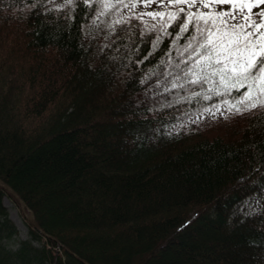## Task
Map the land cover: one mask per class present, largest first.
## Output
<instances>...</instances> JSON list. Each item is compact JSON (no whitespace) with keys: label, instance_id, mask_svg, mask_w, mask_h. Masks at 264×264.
<instances>
[{"label":"trees","instance_id":"trees-1","mask_svg":"<svg viewBox=\"0 0 264 264\" xmlns=\"http://www.w3.org/2000/svg\"><path fill=\"white\" fill-rule=\"evenodd\" d=\"M54 1L0 0V179L50 235L0 187V264H264V107L198 120L240 92L189 82L174 25Z\"/></svg>","mask_w":264,"mask_h":264},{"label":"snow or ice","instance_id":"snow-or-ice-1","mask_svg":"<svg viewBox=\"0 0 264 264\" xmlns=\"http://www.w3.org/2000/svg\"><path fill=\"white\" fill-rule=\"evenodd\" d=\"M105 9L117 4L126 8H135L138 3L150 7L153 3L163 11L141 13L163 23L160 30L165 34L167 28L175 26L176 39L186 40L183 52L187 57L185 76H190L191 84L211 85L217 83L227 95L232 90L240 92L235 104L224 101L229 109L240 112L237 105L246 109L264 107V0H100ZM68 4L72 0H67ZM229 5L225 10H216L217 6ZM195 9V11H193ZM207 9L208 11H202ZM258 9V11H253ZM103 14V13H101ZM121 21H116L120 23ZM155 27V26H153ZM191 29V31H190ZM188 33V35H184ZM179 67V64H177ZM213 77L218 78L214 80ZM176 85L173 84V87ZM241 92V89H245ZM199 95V93H196ZM209 99V96H205ZM247 102V103H246Z\"/></svg>","mask_w":264,"mask_h":264},{"label":"rangeland","instance_id":"rangeland-1","mask_svg":"<svg viewBox=\"0 0 264 264\" xmlns=\"http://www.w3.org/2000/svg\"><path fill=\"white\" fill-rule=\"evenodd\" d=\"M67 0H55L54 4L56 6L63 5ZM116 0H110V2H115ZM229 5H223V6H217L216 10L227 9ZM261 7H264V5H261ZM164 9L158 8L155 3H153L150 7H145L142 3H138L135 8H124L123 14L128 13H148L152 11H163ZM195 11V9H193ZM202 11H208L207 9H202ZM253 11H258V9H253ZM143 17H149L147 15H142ZM231 109L228 108V106H222L219 108L212 109L210 111L205 112L204 114H201L197 119L203 120L206 123H213L216 121H223L225 120L230 112ZM3 203L6 206V208L9 211L10 219L13 221V223L16 225V227L19 230L18 239H25L28 237V226L25 222V217L20 210V208L17 206V204L9 197L5 196L3 199ZM251 208H253V202L248 200L244 204H242L239 208V211L242 213L248 212Z\"/></svg>","mask_w":264,"mask_h":264},{"label":"water","instance_id":"water-1","mask_svg":"<svg viewBox=\"0 0 264 264\" xmlns=\"http://www.w3.org/2000/svg\"><path fill=\"white\" fill-rule=\"evenodd\" d=\"M0 187L3 188L4 190H6L10 195H12L18 201V204L20 206V209L23 212V214L26 217V219L28 220V222L35 229H37L40 233H42L43 235H45L47 237H50V235H48L47 233H45L42 230V228L38 225V223H37V221L35 219V215H34L33 211L30 210L28 208V206L26 205V203L19 197V195L8 184H6L1 179H0ZM76 257L79 258L77 255H76ZM82 262L84 264H89L86 260H82Z\"/></svg>","mask_w":264,"mask_h":264},{"label":"bare ground","instance_id":"bare-ground-1","mask_svg":"<svg viewBox=\"0 0 264 264\" xmlns=\"http://www.w3.org/2000/svg\"><path fill=\"white\" fill-rule=\"evenodd\" d=\"M3 189V188H2ZM18 202V201H17ZM252 212H254V206H253V208H251L248 212H247V214L248 213H252ZM76 256V255H75ZM78 256V255H77ZM79 257V256H78ZM80 258V257H79ZM81 260H83V259H81Z\"/></svg>","mask_w":264,"mask_h":264}]
</instances>
